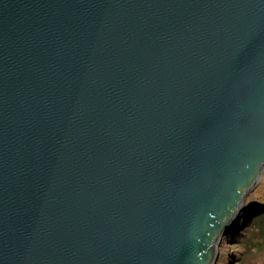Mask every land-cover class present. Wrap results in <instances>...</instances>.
Returning <instances> with one entry per match:
<instances>
[{"label": "water", "instance_id": "obj_1", "mask_svg": "<svg viewBox=\"0 0 264 264\" xmlns=\"http://www.w3.org/2000/svg\"><path fill=\"white\" fill-rule=\"evenodd\" d=\"M263 168L264 0H0V264H216Z\"/></svg>", "mask_w": 264, "mask_h": 264}, {"label": "rangeland", "instance_id": "obj_2", "mask_svg": "<svg viewBox=\"0 0 264 264\" xmlns=\"http://www.w3.org/2000/svg\"><path fill=\"white\" fill-rule=\"evenodd\" d=\"M262 181H263L262 188L264 189V179ZM258 203H260V202H258ZM262 204L264 205V203H262ZM257 205L258 204L256 202L252 205L253 210L254 209L260 210V206L259 205L257 206ZM260 214H264V212L260 213ZM260 214H258V215H260ZM258 215H255L254 218H256ZM245 228H244V230H245ZM244 230L241 232H244ZM239 232H240V229L236 228V231H234L233 234L226 236L225 240L228 243H230L232 246H233V244H235V247H234V249L229 250L228 248L222 247V245H221L220 254H219L220 257H218V259L216 260V264H256V263L264 262V243L263 242L257 243L255 250L248 252L245 255V258L242 261H239L243 252H244L243 245L238 244V242H240V240H238V239H239V237H240L239 235L241 233V232L240 233ZM234 236H236V237L233 238ZM255 237H258V236H255ZM262 264H264V263H262Z\"/></svg>", "mask_w": 264, "mask_h": 264}, {"label": "trees", "instance_id": "obj_3", "mask_svg": "<svg viewBox=\"0 0 264 264\" xmlns=\"http://www.w3.org/2000/svg\"><path fill=\"white\" fill-rule=\"evenodd\" d=\"M239 236L238 240H240V242H238V244H242L244 248V252L239 260L242 261L248 252L255 250L257 243H264V214H260L254 218Z\"/></svg>", "mask_w": 264, "mask_h": 264}, {"label": "bare ground", "instance_id": "obj_4", "mask_svg": "<svg viewBox=\"0 0 264 264\" xmlns=\"http://www.w3.org/2000/svg\"><path fill=\"white\" fill-rule=\"evenodd\" d=\"M262 172H263V175H262V177L259 180L260 181V185L256 186V189L254 188L255 189V195H256L255 200L258 201V202H260V203H264V189L262 188V183H263L262 180L264 179V168H263ZM254 210H257L258 211V209H254ZM254 210H253V206H246V209H243L242 210V211H244L242 215H241V213H238L235 217H233V221H230L232 223V226H230V228H229L230 230L227 233L225 232L224 234H222V238L223 239L221 238V240H220L221 243L219 244L218 249H217V252H218L217 259H218V257H220L219 254H220L221 245H222V247H226L229 250H232L235 247V244H233V246H232L230 243H228L225 240L226 236H228L230 234H233V232L236 231V228L233 225V223L237 222L236 220H238L240 216L243 217L245 215H247V216L253 215V211ZM235 237L236 236H234L233 238H235Z\"/></svg>", "mask_w": 264, "mask_h": 264}]
</instances>
